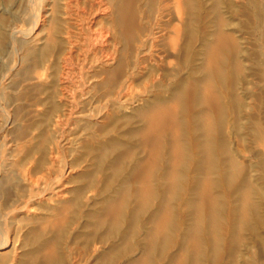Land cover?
<instances>
[{"label": "rangeland", "instance_id": "rangeland-1", "mask_svg": "<svg viewBox=\"0 0 264 264\" xmlns=\"http://www.w3.org/2000/svg\"><path fill=\"white\" fill-rule=\"evenodd\" d=\"M0 1L4 3L9 2L8 4H11L9 5L10 8L18 4V0ZM13 1L17 2L13 3ZM253 1L256 2L257 0ZM193 2L196 7L199 3L205 4L207 12H201L200 16L197 17V22L194 27L196 32L188 36L191 45L198 47L202 43L201 39L204 37L205 31L215 24H217V29L220 26L226 27L227 24H230V27H227V29L230 28L229 31L233 30L232 32L234 33L236 29V34L240 32L243 37L242 40L245 41L247 45L246 53L251 61L250 64L248 63L247 67L251 70L246 69V72L250 71L248 73L251 78L253 77L252 82L254 81L253 85H255L250 92L248 91L251 96L248 93L246 97L243 95L244 93L239 91L240 79L242 78L240 75L241 73L239 74L235 70H232L223 76L218 73L214 75V77H216L214 80L219 90L222 89L221 91H224V87L230 86L229 88L226 87V89H231L230 94L232 91H235L233 94L236 95V92H238V96L236 95L238 100L242 97L241 104L240 102L238 103L237 100L234 101V98H236L234 95V98L232 96L228 97L229 99L231 98V101L233 100V104H229L230 102H228L229 100L227 99L228 109L224 112L225 118L230 116L232 111V113L236 115L241 105L244 104L242 102L248 100V96H250L249 102L252 103L253 109H251L247 116L241 121L236 120V127L234 125L231 130V135L233 134L231 140H229L227 134L224 133V131L226 132L225 120L216 124L218 125V135L212 147V155L207 151V146L202 145L203 147L201 146V148H205L200 149L199 155L196 157H194L192 144L189 143L188 138V132L191 131L190 125L183 122V114H180L179 120L181 123L179 131L181 132L183 155L178 165L176 164L177 166H174L175 170L177 169V174H175L174 177L176 180L174 182H171V180L167 181L166 179L168 176L166 172L173 169L168 154L171 149L170 145H172L169 136L165 137V147H163V151L159 154L158 157L160 158H157L156 164L154 165L155 167L148 170L143 167V165H139L140 162L145 160L147 153L143 149L144 147H142L143 140L139 138L141 136V130L139 129H142L140 127H143V123L138 120L136 113H129V115L124 114L120 116L117 121H113V123H111L112 120L108 119L109 115L104 114L102 116L106 117L100 119L101 123H90V125L86 122L87 120L83 118L78 119L76 115H74L79 107L81 108L79 110H83V107L77 105L78 107L75 106L74 109L71 107L75 111L71 109L72 112H67L66 119L65 117L61 119L60 122H62V125L60 122V124L54 123L55 118H57V113L59 114L62 108L58 96L53 90L56 81L54 69L48 68L46 70L43 67L42 69L36 64L34 65H36L37 68L33 66L35 67L34 70L28 69V66H26L27 61L24 59L25 57L22 58L21 56V54L23 55L21 49H17L16 47L7 51L4 49L6 47L3 46V44L7 39V30L4 28L6 23L12 26L11 28L15 34L16 28L17 30L20 29L18 35L21 34L20 32L25 26L27 27V23L20 17H13L8 12L9 10L0 12V31L2 30L0 32V228L3 229L5 235L7 234L5 237L12 249L9 252L10 254H3L2 257L0 256V264H67L68 258L72 254H81L78 257L79 259L81 258L80 263L82 264H129L130 262L133 264H140L139 262L141 260V263L144 264H176L181 254L182 257L185 256L183 264H264V262H262V260H264V253H262L264 252V250H262L264 249V242H262L264 241V151L259 152L256 150L257 148L254 143L256 141L252 134L257 126L261 125V127H264V121H262L264 120V87H262L264 86V79L261 78L264 77V51H262L264 50V16L255 13L257 11L254 10L251 0H240L241 3L239 0H193ZM16 18L19 21L16 20ZM221 20H223V23ZM173 21L176 22V18H174ZM219 23L222 24L219 25ZM4 34H6V36ZM4 45H6V43ZM227 45L228 47H226ZM227 45L221 46L218 54L220 61L224 64L228 63L225 65L230 66L235 58L236 53L234 52H236V50L233 45ZM227 49H229L230 53ZM18 50L20 51L18 52ZM169 57V61L173 63L174 56ZM36 72L42 74V78L38 77L39 73L37 75ZM53 76H55V78ZM238 81L240 82L239 84ZM27 89H29V91ZM14 94L16 96H14ZM73 95L78 99V97H76V91H74ZM188 97L189 96H186L184 100L189 101ZM77 99L76 101H78ZM51 102L53 103L52 105ZM12 120L16 122H12ZM50 121L53 122L51 123ZM139 134L140 136H138ZM223 136L225 138H222ZM40 139L42 140L39 141ZM52 139L58 144L59 149L58 151L54 150L53 153L48 150V146H52L51 142H54ZM71 139L74 140V142ZM65 140L70 141L66 142ZM237 141L238 143H236ZM200 142L202 143V141ZM224 142L225 145L223 144V148L222 143ZM72 143L74 146H72ZM229 146L245 147L247 149V159L241 160L237 158L234 162L235 165H231L233 169L230 168V172L228 170L229 167H227L230 165L229 162H227V160H229L228 157H230L228 154ZM168 147L170 149L165 150ZM47 155H50V158L54 155L52 158L60 161V163L57 162V164L58 167L60 166L61 168L64 166L63 170L59 167L62 173L59 168H57L56 164L54 171L56 169L59 171L56 170L57 172L55 171V174L53 169H51L53 172L52 174L49 167L53 165L50 163ZM60 156H62L61 160ZM223 156H227L226 159H223ZM62 161L65 163L63 164ZM7 163L9 165H6ZM72 164L75 165L73 166ZM69 165L73 166V171H67L66 167ZM141 166L146 169L147 173L150 172V174H148L150 175L149 178L152 183V190L146 194L141 192L140 181L143 178L142 175L146 172L143 169V171L141 170ZM222 166L224 168L226 166L228 170V173H224L225 176L218 174ZM4 168L9 172L7 173ZM237 168L239 170H237ZM41 171H44V174ZM49 171L51 173H49ZM70 172L72 173L69 175ZM46 174L52 175L54 179L50 178L52 179L50 180V176ZM168 174L170 173L168 172ZM205 174L213 179H210L213 183H210L209 186V190H211L210 193H212L210 195L215 196L213 197L215 199L213 203L211 202L213 198H210L211 201L204 198V200H208V202H205L198 196L200 195L199 189L203 187L199 185L200 183L203 184L202 180H204L203 176ZM38 175H45V179L47 178L49 181L45 180L42 176L41 178L43 179H41ZM7 176L10 177L8 178ZM4 177L6 178L4 179ZM22 177H24L23 180L25 179V182L23 181L25 185L21 183ZM58 177H61L60 179L62 180L58 179ZM224 177L227 180H225ZM39 178L42 180V183L39 181L40 184L36 181L40 180ZM201 178L202 180H200ZM34 179H36V182ZM26 180L30 181L28 183L33 184L32 186L35 185L37 187V184H39V187L43 189L34 186L36 188L35 190L33 187H28L32 188V190L34 189V192H32L31 189L25 188L28 184ZM243 180L244 182H242ZM33 181L34 183H32ZM43 182L46 184L49 182L50 184L47 186L46 184L44 185ZM169 182L171 185L172 183L174 185H169ZM58 183L61 186L63 185L65 190L62 189L59 196L51 197V199L47 198L46 191L48 192L51 190L53 186L56 187V184L59 186ZM42 184L45 187L42 186ZM245 188L250 189L249 192H252L254 198L251 202L252 205H250L252 207L249 206L247 222L239 217V200ZM25 189L31 190L30 193L33 195H30L29 191ZM198 190L199 192H197ZM35 191L41 192L40 195L43 194L40 197ZM25 193L29 195H25ZM69 197L71 199H69ZM23 198H25V201ZM26 199L28 201L31 199V201L28 202ZM56 199H58L57 203H55ZM23 201L27 206H24L25 203H23ZM15 202L18 203L16 204ZM209 202L212 204L210 205ZM56 204L59 205L57 206ZM48 205L50 210H46ZM54 208L55 210H53ZM58 208H60L61 212ZM62 208L67 209L65 210V215L63 214ZM51 209L53 212L49 213ZM46 212L51 218L52 213L60 212L62 216L60 217L61 226L59 225L60 222H57L58 219L54 220L52 218L55 223L52 222V219L51 222L49 218L48 220L44 219L48 217ZM163 212L169 215L166 216L165 227L163 230H160L162 233L159 231L160 233L154 234V232H152L153 220L156 218L155 216L158 217L159 214L161 215ZM39 216L41 217L39 218ZM29 217L32 219L34 218V221L32 219L29 220ZM196 218H198V220ZM41 223H44V226ZM46 223L51 224L48 225ZM45 224L47 226H45ZM211 229L212 232H209ZM193 230L195 233L192 232ZM163 234L165 236H163ZM246 245L250 247L248 254L242 255L244 258L241 256L238 260V255L241 253L244 254V247ZM45 246H52L54 248V254L52 256L56 255V257H51L48 263H46L48 260L46 261L45 258L42 257L43 255H40V252L46 248ZM8 255L14 256V260L9 261L10 257ZM170 257L173 258L171 259ZM173 259L176 260L174 261ZM241 259L242 262H240ZM44 260L46 262H43Z\"/></svg>", "mask_w": 264, "mask_h": 264}, {"label": "bare ground", "instance_id": "bare-ground-1", "mask_svg": "<svg viewBox=\"0 0 264 264\" xmlns=\"http://www.w3.org/2000/svg\"><path fill=\"white\" fill-rule=\"evenodd\" d=\"M16 2L13 1V3H16ZM239 2H240V0H239ZM8 3L7 2L4 3L2 1H0V12L9 10L8 12L13 17H20V18H22V20L24 19L23 21H26L27 27L25 26V28L20 32L21 34L18 35V33H19L18 31L20 29L17 30V28H16V34H15L13 29L11 28L12 26L7 25L8 23H6L7 27H6V25H5V27L3 26L7 30V36H6V34H4L7 37V39H6L4 36V38L6 39V42H5L6 45H4L5 43L3 44V46L6 47L4 49H6V51L12 50L11 48H13V47H16L17 49H21L22 53H23V55L21 54V56H22V58L25 57L24 59L27 61L26 66H28V69L34 70L36 65L40 66L41 68L43 67L46 70L48 68L54 69L56 78H55V76H53V77L56 79V81L54 83L55 88L53 90L56 93V95L58 96L59 102L61 103V107H62L60 113L59 114L57 113V116H56L57 118H55L54 123L58 124L63 117H65V119H66L67 112H69V113L72 112V110L77 105L83 107L82 108L83 110H79V109H81L80 107L76 111L73 110V111H75L74 115H76V117L78 119L83 118L84 120H87L86 122L88 124H90V123L95 124V123H99V122L101 123L100 119H103L106 117V116H102L104 114H108L110 117V118L108 117V119L112 120L111 123H113V121L114 122L117 121L120 118V116H122L124 114L129 115V113H136L138 116V120L143 123V125H142L143 127H140L142 129H139V130H141L140 131L141 136H140V134L138 136H140L139 138H141V140H143V144H142L143 146L142 145L141 146L144 147L143 149L147 153V154L145 153L146 154L145 160H143V158H142L143 163L140 162L139 165L140 164L143 165V167H145L148 170H150L152 167H155L154 165L156 164L157 158H160L158 156L161 153V151H163V147H165V143H166L165 137L169 136L171 139V143H172V145H170L171 149L169 147L165 149V150L170 149L168 154H169L170 159H171L170 162H172V165H173V169L171 171L168 170V172L170 174H168V172H166L168 175V176L165 175V176H167V178H166L167 181L171 180V182L172 181L174 182L176 180V179H174V177H175V174H177L176 173L177 169L175 170L174 166L178 165V163H179V161L183 155L182 154L183 153V145L181 142V132L179 131L180 130L179 126L181 123V121L179 120L180 114L181 115L183 114V117H184L183 122H185L186 124L188 123L190 125L191 131L188 132L189 133L188 138H189V143L192 144L194 157H196L199 155L200 149L205 148V147L201 148L202 145H206L207 149H208L207 151H209V154L212 155V153H213L212 147H213L215 140L217 138L216 136L218 135L217 134L218 133L217 132L218 131L217 130L218 125H216V124L221 123L225 120L224 123H225V127H226V132L224 131V133L227 134L229 140H231V137L233 135V134L231 135V133H232L231 130L233 129L234 125L236 127V124H235L236 120L241 121L243 118H245L247 116L249 111L251 109H253V107L251 105L252 103L249 102V97L251 96L249 92H250V90H252L253 86H255V85H253L254 81L252 82L253 77L251 78L250 74L248 73L250 71L246 72V69H248L247 65H248V63L250 64L251 61L247 57V53H246L247 52V45L245 44V41L242 40L243 37L240 34V32L236 34V29H235V33L232 32L233 30L229 31L230 28L227 29V27H230L229 26L230 24H227V26L225 25L226 27L220 26L218 29H217V24H215V25H213V27H209L207 29V31H205L204 37L201 39L202 43L198 47L191 45L189 43L190 39H188V36H190L191 34L196 32L194 27H195V23L197 22V17L200 16L201 12H205V11L207 12V7L205 4L199 3L196 7V6H194L193 0H18V4L17 5L15 4L16 6L13 5L14 7L10 8L9 5H11V4H8ZM251 4L253 5L254 10L257 11L255 13H258L259 15L261 14L262 16H264V0H259V1L257 0L256 2L251 0ZM13 17H11V18H13ZM174 18H176V22L173 21ZM16 20H18V19L16 18ZM13 21H15V20H13ZM221 22L223 23V20H221ZM222 23H219V25ZM210 25H211V23H210ZM193 30H194V32H193ZM237 32H238V30H237ZM3 33H5V32H3ZM1 40H3V39H1ZM253 40H255V39H253ZM249 43H248V45H249ZM227 44H231V46L233 45L234 49L236 50V52H234V53H236L235 58L232 61L233 63L230 66L225 65L228 63L224 64L222 61H220V57L218 54L221 46L227 45ZM254 46L256 47V45H254ZM226 47H228V45ZM256 48H258V47H256ZM227 50L229 51V49H227ZM19 51L20 50H18V52ZM262 51H264V50H262ZM229 53H230V51H229ZM169 56H171V57L174 56L173 63L169 61V59H170ZM19 57H20V54H19ZM260 61H261V59H260ZM34 64H36V65H34ZM33 66H35V67H33ZM232 70H235L239 74L241 73L240 75L242 76V78L241 79L239 78L241 80L240 81L241 83L238 81V84L240 83L239 91L244 93L243 95H245V96H246V94L249 93L250 96H248L247 101L245 100V102L244 101L242 102L244 104L241 105V108L239 109L238 113L236 112L237 113L236 115H235V113L233 114L232 113L233 111H232L231 114H233V115L230 114V116L225 118L224 112H226L228 109L227 108L228 107L227 99L229 100L228 102H230L229 104H231L233 100L231 101L230 100L231 98L229 99L228 97H230V96L233 97V95L236 97L238 92H236V95H235V94H233V93H235V91H232V93H231L232 95H231L230 94L231 89L230 90L226 89V87L229 88L230 86L224 87V91H221L222 90L221 88H220L221 90H219V87L215 83L214 78H216V77H214V75H217V73H218V74L223 76V75L228 74V72H230ZM39 72H41V71H39ZM39 72H36L37 75ZM41 76H42V74L39 73L38 77H41ZM33 77H34V75H33ZM261 78L264 79V77H261ZM37 79H39V78H37ZM230 79H232V78H230ZM53 82H52V85H53ZM218 84H219V82H218ZM227 84H231V83H227ZM233 87H235V86H233ZM233 87H232V89H233ZM262 87H264V86H262ZM27 90L29 91V89H27ZM74 91H76V93H77L76 97H78V99L74 97V95H73ZM14 96H16V95L14 94ZM186 96H189L188 97L189 101L184 100V98H186ZM241 98H239V100H240L239 101L238 98L236 97V98H234V101L237 100L238 103L240 102V104H241ZM243 98H245V97H243ZM76 99L78 101H76ZM258 99H259V97H258ZM10 100H12V99H10ZM196 101L198 102V105H200V106L197 105ZM46 103H48V102H46ZM52 104L53 103L51 102V105ZM54 105H55V103H54ZM71 107H73V109ZM48 112H49V110H48ZM133 115H135V114H133ZM67 117H69V116H67ZM19 119H21V118H19ZM258 119H259V117H258ZM49 120H51V119H49ZM262 121H264V120H262ZM12 122H16V121L12 120ZM54 123H53V125H54ZM60 123L62 125V122H60ZM25 125H27V124H25ZM222 126H224V125H222ZM220 127H221V125H220ZM221 132H219V133H221ZM252 134L254 136V137L253 136L252 137L256 141V142H254L255 146L257 148L256 150H258L259 152L264 151V127H261V125L257 126L254 129V132H252ZM23 135H25V134H23ZM71 137H72V135H71ZM182 137H183V135H182ZM222 138H225V137L223 136ZM41 140L42 139H40L39 141H41ZM47 140H49V139H47ZM50 140H51V138H50ZM222 140H224V139H222ZM52 141H54V140L52 139ZM69 141H66V142H69ZM72 141L74 142V140H72ZM200 141H202V143ZM51 143H52V146L51 145L48 146L49 152L53 153L54 150L58 151L59 150L58 144L55 141L51 142ZM236 143H238V141ZM223 144L225 145V142L222 143V147H223ZM219 145H220V143H219ZM72 146H74V144ZM128 147H129V145H128ZM225 147H227V146H225ZM140 149H142V148H140ZM203 152H204V150H203ZM246 152H247V149L245 147L229 146L228 154L230 157H228L229 160H227V162H229V164H230V165L227 164V165H229V166H227V167H229L228 168L229 172H230V168H232L231 165L234 164V162L237 158H240L241 160L247 159ZM57 154H58V152H57ZM57 154H55V155H57ZM130 155H132V154H130ZM165 155H166V153H165ZM47 156H48L50 163L53 165V166L50 165L51 168L49 167V170L51 171V169H53V172H55L58 169H56L54 171V167L57 164V162L60 163V161H57L55 158H52L54 155L51 156V158L49 157L50 155H47ZM169 156H168V159H169ZM61 157L62 156H60V160H61ZM226 157L223 156V159L224 158L226 159ZM42 159H44V158H42ZM30 161H31V159H30ZM237 162H238V160H237ZM62 163H63V161H62ZM239 163H240V161H239ZM93 164H95V163H93ZM6 165H9V164L7 163ZM35 166H33V167H35ZM73 166H71V165L67 166L66 167L67 171H71V170L73 171ZM78 166H79V164H78ZM78 166H77V168H78ZM59 167L57 164V168H59ZM143 167L141 168V170L143 169L144 171H146V169ZM60 168H59V170H60ZM63 168H64V166H62L61 169L63 170ZM5 169L6 168H4V170ZM22 170H24V169H22ZM228 170H227L226 166H225V168L222 166L220 168V170L218 171V174L225 176L224 173H228ZM237 170H239V169L237 168ZM6 171H7V173L9 172L7 169H6ZM50 171H49V173L52 172V171L51 172ZM53 172H52V174H53ZM56 172H55V174H56ZM60 172H61V170H60ZM233 172H235V171H233ZM16 173H17V171H16ZM71 173L72 172H70L69 175ZM148 173L150 174V172H148ZM148 173H147V171L144 172L145 176L142 175L143 178L140 181L141 192L144 194H146L147 192H150L152 190V183L150 181V178H149L150 175ZM237 173H238V171H237ZM247 173H248V171H247ZM48 174H46V175H48ZM58 174H60V173H58ZM64 174H66V173H64ZM229 174H231V173H229ZM205 175L203 176L204 180H202L203 177L200 179L203 181V184L200 183L199 186L200 187L203 186V187L201 189H199L200 187L198 188L200 190V195H198V196H200L201 200L208 202V200L211 201L210 198H213L215 196L210 195L212 193H210L211 190H209L210 183H213V182L210 181L211 178H209L208 175H206V177H205ZM2 176H3V174H2ZM18 176L21 177L20 175H18ZM41 176L42 175H40L39 177L41 178ZM48 176H50V175H48ZM63 176H65V175H63ZM42 177H44V179H45V175ZM5 178L6 177H4V179ZM23 178L24 177H22L21 183L24 184L25 179L23 180ZM50 178L54 179L52 177V175L49 177V179ZM60 178L58 177V179H60ZM41 179H43V178H41ZM41 179L40 180L34 179V181L36 180L37 183L40 184L39 181H41V183H42ZM52 179H50V180H52ZM45 180H48V179L46 178ZM60 180H62V179H60ZM211 180H213V179H211ZM225 180H227V179L225 178ZM26 181H27V183L30 182L28 180H26ZM34 181L32 183H34ZM56 181H57V178H56ZM44 182H43V184L45 185L46 183H44ZM50 182H52V181H50ZM68 182H69V180H68ZM242 182H244V180ZM59 183H58V185H59ZM39 184H37L38 185L37 187H39ZM43 184H42V186H44ZM48 184H50V183L48 182ZM48 184H46V185L48 186ZM168 184L171 185L170 182ZM32 185L33 184L28 183L26 185L27 187H25V188H28V187L35 188L36 187L35 185H34L35 187ZM63 185L57 186V184H56V187L53 186L54 188L52 187V189L50 187L51 190L48 189L49 190L48 192L46 191L47 190L46 189L45 190L46 191V197L51 199V197L59 196L61 194L62 189H64ZM173 185L174 184L172 183L171 186H173ZM36 188H35V190H36ZM28 189L32 190V188H28ZM40 189H43V188H40ZM25 190L29 191L27 189H25ZM199 190L197 192H199ZM249 190H250L249 188H245L244 191L242 190L243 192L241 191L242 192L241 199L239 200V202H240L239 203L240 204V207H239L240 216L239 217H241V219L243 221L247 220V218L249 216V206L252 205L251 202L254 199L252 196V192H249ZM30 191H29V194L31 195L32 193H30ZM169 191H170V189H169ZM32 192H34V189L32 190ZM36 193H38L40 195L39 191H37ZM29 194L25 193V195H29ZM41 195H40V197H41ZM16 196H17V194H16ZM25 198H23L24 201H25ZM204 198L208 199V200H204ZM69 199H71V198L69 197ZM29 200L31 201V199H29ZM57 200L58 199H56L55 203H57ZM212 200L213 201H211V202L213 203L215 199L213 198ZM24 201H23V203H25ZM30 201H28V202H30ZM233 201H235V200H233ZM49 202H51V201H49ZM212 203H210V205ZM25 204H24V206H27V204L26 205ZM68 204H69V202H68ZM60 206H62V205H60ZM197 207H199V206H197ZM197 207H195V208H197ZM250 207H252V206H250ZM42 208H44V207H42ZM223 208H224V206H223ZM48 209H49V205H48V207H46V210H48ZM58 209L61 212L60 208H58ZM41 210H43V209H41ZM53 210H55V208ZM65 210H67V209L65 208L62 210L64 215H65ZM116 210H118V209H116ZM195 210H197V209H195ZM252 211H254V210H252ZM51 212H53L52 209L49 213H51ZM60 212L52 213V218L54 220L58 219L57 222H60V217H62L60 215L61 214ZM46 214H47V212H46ZM167 215L168 214L166 212H163L161 215L159 214L158 217L155 216L156 218L153 220L154 222H153V231H152V232H154V234L158 233L160 230H163V228L165 227ZM37 216H38V214H37ZM47 216H48V214H47ZM40 217L41 216H39V218ZM223 217H224V215H223ZM48 218L50 219L49 221L51 222V219H52L51 216H48L47 218H44V219L48 220ZM198 218H196V219L198 220ZM31 219L32 218L29 217V220H31ZM53 219H52V222H54ZM32 220L34 221V218ZM46 224L49 225L51 223H46ZM46 224H45V226H47ZM61 224L62 223L60 222L59 225L61 226ZM53 226H55V225H53ZM50 227L52 228L51 225H50ZM238 229H239V227H238ZM160 232L162 233V231H160ZM192 232L195 233L194 230ZM209 232H212V229ZM87 234H88V232H87ZM6 235L4 234L3 229L0 228V256L1 257L3 254H6V255L10 254L9 252H10V250H12L9 242L7 241V239L5 237ZM82 235H83V233H82ZM163 236H165V235L163 234ZM167 236H168V234H167ZM236 237H238V236H236ZM191 238H192V236H191ZM191 240H193V239H191ZM262 242H264V241H262ZM52 246H45L46 248L44 247L45 249L43 248L44 249L43 251H41L42 249L40 250L41 251L40 255L41 256L43 255L42 257H44L46 261L48 260L47 262L45 260L43 262L48 263V262H50L49 259L51 257H56V255L52 256L54 254V248ZM244 248H245L244 254L243 253L239 254L238 260L241 258L242 255L248 254V250L250 247L246 245ZM150 249H151V247H150ZM88 250H89V248H88ZM262 250H264V249H262ZM238 252H240V251H238ZM242 252H243V250H242ZM26 253H28V252H26ZM262 253H264V252H262ZM193 254H195V253H193ZM29 255H30V253H29ZM79 255H81V254H79ZM79 255H75V254L70 255L68 258L67 264H82V263H80L81 258L79 259V257H78ZM181 255H180V258L178 257L179 255L177 256L178 259L176 258L177 259L176 264H183V259L185 256L182 257ZM8 256L10 257L9 261L14 260L13 259L14 256H12V255L11 256L8 255ZM89 256H90V254H89ZM218 256H219V254H218ZM32 257H34V256H32ZM143 259H144V257H143ZM26 262H24V263H26ZM141 262H142V260L139 263L144 264ZM145 262H146V260H145ZM240 262H242V259ZM262 262H264V260H262ZM131 264H133V263H131Z\"/></svg>", "mask_w": 264, "mask_h": 264}]
</instances>
